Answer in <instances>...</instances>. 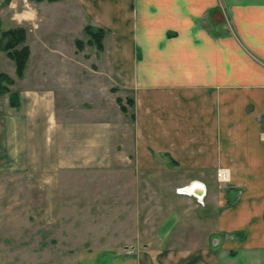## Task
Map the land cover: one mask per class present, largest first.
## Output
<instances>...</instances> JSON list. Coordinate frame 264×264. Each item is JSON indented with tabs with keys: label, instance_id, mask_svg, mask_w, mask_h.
<instances>
[{
	"label": "crops",
	"instance_id": "crops-1",
	"mask_svg": "<svg viewBox=\"0 0 264 264\" xmlns=\"http://www.w3.org/2000/svg\"><path fill=\"white\" fill-rule=\"evenodd\" d=\"M57 1L30 0L38 27L12 19L13 27L0 30L2 36L8 29L25 28L30 50L21 78L13 60L0 51L11 68L0 73L14 80L7 86L20 95L19 106L12 107L10 92L0 93V173L9 172L10 162H16L12 173H20V162L51 160L53 145L60 146L55 149L60 161L68 160L63 147L70 145L69 129L65 119H55V86L46 84L39 95L33 83L43 77L26 73L29 37L48 20L47 12L39 13ZM61 4L68 9L61 15L65 31L76 24L81 31L86 25L103 29V48L94 60H110V71L104 67L94 77L107 83L104 90L91 84L97 118L76 122L72 144L123 145L130 167L127 184L131 190L135 184L134 193L144 199L135 223L141 229L136 237L130 234L137 244L126 246L130 255L112 251L100 264H264V0ZM8 12L0 6V25ZM78 71L59 75L68 100L80 91L84 98L90 96L91 86ZM122 93L133 101L128 120L129 112L116 101ZM105 95L113 103V120L105 114ZM84 102L76 107H92ZM38 121L44 122V141L33 138ZM83 153L78 148V161L95 160ZM163 155L173 164L167 170L158 162ZM218 169L229 173L223 190L214 179ZM133 170L139 173L135 176ZM167 171L171 173H162ZM193 186L199 187L198 195L181 191ZM148 194L156 198L150 200ZM104 254L94 252L93 261L106 260Z\"/></svg>",
	"mask_w": 264,
	"mask_h": 264
},
{
	"label": "rangeland",
	"instance_id": "rangeland-1",
	"mask_svg": "<svg viewBox=\"0 0 264 264\" xmlns=\"http://www.w3.org/2000/svg\"><path fill=\"white\" fill-rule=\"evenodd\" d=\"M13 2L18 5L15 10L9 8V4ZM29 2L30 0L28 4ZM57 2L59 3L50 6L49 10L39 13L47 12L48 20L46 23L42 22L37 33H32L29 37L32 53L26 73L29 76L43 77L39 80L37 78V82L33 83L37 91L40 88L43 90L46 84L55 86L52 87L55 119H65L69 129L70 145L63 147L67 154L65 158L68 160L60 161V156H56L60 146L53 145L51 160L20 162V173H12L16 162H10L7 163L9 172L0 173V264H97L93 261L94 252H102L105 253L106 260L99 258L100 264L108 261V253L112 251L119 252L120 255H130L127 251L131 250V247L126 246L137 244L130 234L136 237L137 231L141 229L135 226V223L141 217L140 204L144 199L142 201L141 195L134 193L135 184L132 190L127 184L126 172L130 167L126 165L128 152L124 146L118 144L116 147H78L72 144V139L77 137L76 122L83 118H97L95 98L91 92L95 87L91 84L96 83L99 91L104 90L107 83L102 78L94 77L104 73V67L107 72L110 71V60L103 58V63L98 59L94 60L95 54L100 57V52L89 34L85 29L81 31L78 24L71 31H65L61 15L68 9L67 6H62L61 0ZM0 6L9 11L3 18L7 21L2 22L0 30L14 26V11L27 10L24 0H0ZM76 39L83 41L81 51H77L74 44ZM1 46L2 37L0 51L5 52ZM4 55L1 53L0 70L9 71L11 68L4 62L8 61ZM66 58L70 59L71 63H66ZM82 62L83 65L80 66ZM77 69L79 74L82 69L85 83L91 86L88 89L91 99L86 94L84 98L80 91L76 97L70 95L68 100L66 93L59 87L64 85L58 80L59 75L76 74ZM55 75L58 78H54ZM44 76L48 77L47 81ZM38 94L43 93L38 91ZM122 95V103L126 112H129L126 115L128 120L131 118L128 96L123 93ZM83 99L87 101L84 104H91L92 107L78 109L77 102L81 104ZM40 101L43 103L44 99ZM103 102L106 116L113 120L115 111L108 95L103 96ZM42 103L38 105L43 107ZM118 109L119 106V113ZM34 125L36 130L33 138L43 140L46 136L44 122L38 121V124ZM53 140H56L54 134ZM78 148L85 153V159L94 157L95 160L78 161ZM158 162L164 168L173 165L164 155L158 157ZM133 171L135 176L139 173ZM214 179L219 190L226 189L227 182H218L215 173ZM148 196L150 200L154 196V199L156 198L154 194ZM123 263L125 264L124 261Z\"/></svg>",
	"mask_w": 264,
	"mask_h": 264
},
{
	"label": "trees",
	"instance_id": "trees-1",
	"mask_svg": "<svg viewBox=\"0 0 264 264\" xmlns=\"http://www.w3.org/2000/svg\"><path fill=\"white\" fill-rule=\"evenodd\" d=\"M40 1V0H38ZM85 31L89 34L90 39L96 44L97 50H102V40L104 38V31L101 28H94L91 25L85 26ZM2 46L1 49L4 50L8 57L13 60L15 64V74L18 78L24 75L26 64L29 57V47L25 44L26 42V30L23 27H15L8 29L2 33ZM77 47L82 49L83 41H76ZM14 80L6 74L0 73V93L10 92L9 101L12 107H18L20 101V95L18 91H12L7 86L8 84H13ZM122 111H126L124 104L120 97L116 98ZM129 105L133 104L132 99H127Z\"/></svg>",
	"mask_w": 264,
	"mask_h": 264
},
{
	"label": "clouds",
	"instance_id": "clouds-1",
	"mask_svg": "<svg viewBox=\"0 0 264 264\" xmlns=\"http://www.w3.org/2000/svg\"><path fill=\"white\" fill-rule=\"evenodd\" d=\"M26 11H14L13 12V19L16 21L18 25H22L25 21L32 23L33 27H38V24L35 23L37 20V11L35 8H32L28 4V0H24ZM18 5L13 2L9 4V8L15 10L17 9Z\"/></svg>",
	"mask_w": 264,
	"mask_h": 264
},
{
	"label": "built area",
	"instance_id": "built-area-1",
	"mask_svg": "<svg viewBox=\"0 0 264 264\" xmlns=\"http://www.w3.org/2000/svg\"><path fill=\"white\" fill-rule=\"evenodd\" d=\"M216 178L220 183L227 182L229 180V173L226 169H218L216 172Z\"/></svg>",
	"mask_w": 264,
	"mask_h": 264
},
{
	"label": "bare ground",
	"instance_id": "bare-ground-1",
	"mask_svg": "<svg viewBox=\"0 0 264 264\" xmlns=\"http://www.w3.org/2000/svg\"><path fill=\"white\" fill-rule=\"evenodd\" d=\"M185 191H188L189 193H195L196 195H198L200 193L199 187H191L190 189H186L185 187Z\"/></svg>",
	"mask_w": 264,
	"mask_h": 264
},
{
	"label": "water",
	"instance_id": "water-1",
	"mask_svg": "<svg viewBox=\"0 0 264 264\" xmlns=\"http://www.w3.org/2000/svg\"><path fill=\"white\" fill-rule=\"evenodd\" d=\"M181 191H182V192H184V193H185V192H188V191H185V188H184V189H182Z\"/></svg>",
	"mask_w": 264,
	"mask_h": 264
},
{
	"label": "snow or ice",
	"instance_id": "snow-or-ice-1",
	"mask_svg": "<svg viewBox=\"0 0 264 264\" xmlns=\"http://www.w3.org/2000/svg\"><path fill=\"white\" fill-rule=\"evenodd\" d=\"M200 187H202V186H200Z\"/></svg>",
	"mask_w": 264,
	"mask_h": 264
}]
</instances>
